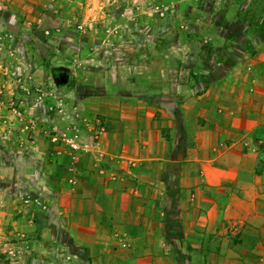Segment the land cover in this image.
I'll list each match as a JSON object with an SVG mask.
<instances>
[{"label": "crops", "instance_id": "1", "mask_svg": "<svg viewBox=\"0 0 264 264\" xmlns=\"http://www.w3.org/2000/svg\"><path fill=\"white\" fill-rule=\"evenodd\" d=\"M254 45L204 86L172 91L126 81L118 59L122 85L79 99L100 118L95 159L81 158L76 188L52 178L58 202L38 229H64L93 264H264V39Z\"/></svg>", "mask_w": 264, "mask_h": 264}, {"label": "rangeland", "instance_id": "2", "mask_svg": "<svg viewBox=\"0 0 264 264\" xmlns=\"http://www.w3.org/2000/svg\"><path fill=\"white\" fill-rule=\"evenodd\" d=\"M26 1L24 12L0 8V264H93L64 229L51 236L37 226L58 202L52 178L76 188L81 158L95 159L88 147L100 118L90 122L79 99L121 86L109 72L120 58L126 81L204 86L262 38L242 34L248 7L262 0Z\"/></svg>", "mask_w": 264, "mask_h": 264}, {"label": "trees", "instance_id": "3", "mask_svg": "<svg viewBox=\"0 0 264 264\" xmlns=\"http://www.w3.org/2000/svg\"><path fill=\"white\" fill-rule=\"evenodd\" d=\"M249 4L255 2V0H248ZM246 18H248L247 25L243 28V35H247L249 32L255 33L256 36L262 37L261 39H264V0H262V3H258L257 8L255 9L253 5H250L247 9V15ZM259 40V39H257ZM254 42L255 40H250L249 46L246 47V50L248 53L253 54L254 53ZM211 46H208L207 49H209ZM204 48V45L201 47V49ZM66 76V74H65Z\"/></svg>", "mask_w": 264, "mask_h": 264}, {"label": "built area", "instance_id": "4", "mask_svg": "<svg viewBox=\"0 0 264 264\" xmlns=\"http://www.w3.org/2000/svg\"><path fill=\"white\" fill-rule=\"evenodd\" d=\"M66 141L70 145L71 148L76 149V150L79 148L78 143H76L73 138H68L66 139Z\"/></svg>", "mask_w": 264, "mask_h": 264}, {"label": "water", "instance_id": "5", "mask_svg": "<svg viewBox=\"0 0 264 264\" xmlns=\"http://www.w3.org/2000/svg\"><path fill=\"white\" fill-rule=\"evenodd\" d=\"M59 80L61 81V82H66L67 81V77H63V75H59Z\"/></svg>", "mask_w": 264, "mask_h": 264}, {"label": "flooded vegetation", "instance_id": "6", "mask_svg": "<svg viewBox=\"0 0 264 264\" xmlns=\"http://www.w3.org/2000/svg\"><path fill=\"white\" fill-rule=\"evenodd\" d=\"M59 75H63V77H67V75L65 76L64 71L59 72V73H58V76H59ZM59 78H60V77H59Z\"/></svg>", "mask_w": 264, "mask_h": 264}]
</instances>
